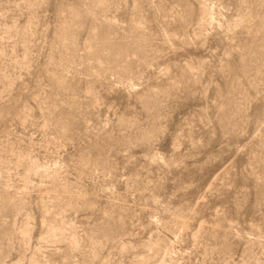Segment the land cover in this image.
Returning a JSON list of instances; mask_svg holds the SVG:
<instances>
[{
	"label": "rangeland",
	"instance_id": "obj_1",
	"mask_svg": "<svg viewBox=\"0 0 264 264\" xmlns=\"http://www.w3.org/2000/svg\"><path fill=\"white\" fill-rule=\"evenodd\" d=\"M0 264H264V0H0Z\"/></svg>",
	"mask_w": 264,
	"mask_h": 264
}]
</instances>
